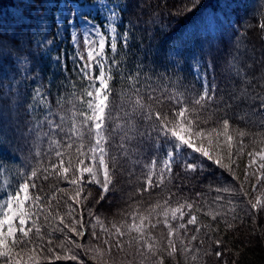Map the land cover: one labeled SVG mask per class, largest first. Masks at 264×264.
<instances>
[{
  "label": "snow or ice",
  "instance_id": "6c2138e0",
  "mask_svg": "<svg viewBox=\"0 0 264 264\" xmlns=\"http://www.w3.org/2000/svg\"><path fill=\"white\" fill-rule=\"evenodd\" d=\"M44 6L49 11L55 9V39L64 41V33H68L67 39L77 54L69 53L67 59L72 61V71L81 74L88 87L80 95L73 93L75 99L68 101L70 106L66 109L58 100V111L48 96L52 77L45 85L38 72L29 76V65L35 59L36 49L55 43L48 35L49 29L44 27L47 24L45 16H40L32 29L30 39L35 47L30 55L8 50L9 55L14 56L12 67L22 77L18 83L30 79L34 87L30 98L25 91H16V98H23L22 114H5L0 110V135L5 137V147H9L7 138L10 135L24 141L34 153L35 165L29 163L20 169L14 188L0 189V264L76 260L75 254L61 256L55 251L54 234L64 235V240L57 246L60 249L65 248V242L80 249L85 246L68 233L83 237L87 231L85 225L90 222L84 220L82 213L77 219V209L67 200L64 201L67 212L62 215L60 201L63 195H67L68 200L77 206L94 201L95 207L110 196L123 193V187L119 186L125 175L122 160H130L133 164L127 172V179L135 191L127 194V208L121 210L120 221L111 222L110 228L105 227L100 217H94L92 209L87 210L88 216L95 220L90 224L91 236L100 239L95 231L98 224L106 246V249H95L97 256L94 258L107 264L105 255L107 253L110 258L115 247L123 254L122 264H165L166 256L175 258L177 253L186 258L191 255V260L196 261L199 249L194 250L191 242L196 241L197 236L191 235L190 240L185 237L188 225H197L195 232H200L196 213L201 211V201L196 198L202 197V193L197 192L191 202L184 199L172 206V198H179L183 193V186L176 180L186 177V184L189 179H201L205 163L209 161L233 172L232 165L244 154L245 138L248 137L258 145V150L254 147L247 152L248 167H255L251 173L245 171V181L250 175L255 177L253 190L264 182V94L255 91L256 85L253 84L256 80L264 88V72L259 77L249 78L247 72L233 63L239 86L233 84L230 89H219L215 77L210 82L208 73L203 71L205 64L212 68V61L205 57L221 37L231 32L235 36V46H241V25L246 21L234 15L242 7L241 0H218L215 9H205L197 21L185 26L179 38L169 43L159 64L141 61L132 75L120 71L121 62L113 58L118 41L125 49L131 42V22L124 23L122 13L127 7L122 5V0H45ZM201 7V0H190V4L175 15L186 16ZM97 16L101 17V23L96 22ZM121 24L123 32L118 30ZM260 27L264 29V24ZM81 40L87 50L86 58L80 54ZM106 46L110 47L113 57L106 55ZM52 50L48 48V53ZM155 51L159 54L160 50ZM42 55L50 59L53 71L59 65V71L70 79L63 50L56 56ZM114 68L120 71L122 80L129 81V87L120 93L110 87ZM186 68H191L202 91L198 92L194 86L184 87L183 91L168 86L175 81L183 87ZM97 69L99 74L95 75ZM12 79L16 80V75ZM161 81L168 83L161 87ZM110 96L118 97V102L116 99L110 101ZM209 104L215 108H209ZM205 111L210 113L206 117ZM36 112H41L42 117L37 119ZM238 124L245 127H234ZM117 136L119 140L114 142ZM205 141L209 147H205ZM174 165L180 171L174 172ZM3 170H6L5 162L0 160V171ZM53 176L67 182L71 191L56 188L51 196H47L39 182L48 181ZM134 176L137 181L142 180L143 187H135ZM166 182L175 191L169 190L166 198L142 207L143 201L137 196L163 189ZM88 184L99 186L98 199L92 192H86ZM216 191L227 192L229 189L217 188ZM56 193L63 195L57 199ZM121 199H124L123 195ZM221 199L220 195L215 197L216 201ZM251 207L259 211L264 209V203L257 197ZM206 214L213 220L221 215L211 209ZM160 225L167 229L166 244L153 234ZM45 249L52 255H46ZM67 251L72 252V249ZM215 255L219 257L221 253L217 251Z\"/></svg>",
  "mask_w": 264,
  "mask_h": 264
},
{
  "label": "trees",
  "instance_id": "16d2710c",
  "mask_svg": "<svg viewBox=\"0 0 264 264\" xmlns=\"http://www.w3.org/2000/svg\"><path fill=\"white\" fill-rule=\"evenodd\" d=\"M202 7L186 16L177 17L175 14L179 9H183L190 4V0H122V5L126 4L127 10L122 13L124 23H130L131 28V42L127 49L118 41L117 53L113 57L110 47L106 46L105 53L109 57H113L121 62L120 71L126 75L135 73L136 66L141 61L148 64L151 61L160 63L163 58L165 50L168 48L172 40L179 38L185 26L191 25L197 21L201 13L207 9L209 11L218 6V0H201ZM242 7L238 10V15L242 20L246 21L241 25V46L237 48L233 41L235 36L231 32L217 40L216 44L210 49V54L205 57L206 60L212 61V68L209 69L207 64L204 65L203 71L208 73V79L211 82L213 76L215 83L218 84L219 89H230L233 84L239 86V79L235 76L233 63L242 68L251 76L259 77L264 72V29L260 27L264 24V0H241ZM35 4L30 0H18L17 5L12 0H0V110L5 114L23 113L24 108L20 105L23 103V98L19 100L16 98V91L23 90L31 97V89L34 87V82L30 79L23 80V83H18L22 79L19 73H16L12 67V60L14 56H10L9 49H12L16 54H31L34 49L31 35L32 29L35 28L38 18L35 12ZM55 12V9L53 10ZM53 12L50 15V26L48 35L54 39L56 24L53 17ZM27 18V19H23ZM240 24V20L237 21ZM120 32L124 31V26L121 24L118 27ZM15 33V36L13 35ZM58 45L56 42L50 46H43L35 51V59L29 65V76L39 73L42 77V83L47 85L48 78L52 77L50 91H48L49 99L52 102L53 108L58 110L57 101L59 100L64 108L70 105L68 101L74 100L76 95H80L85 88L88 87V82L79 73L72 71L73 64L71 60L67 59L69 53L76 55L73 45L67 39ZM39 39V37L37 38ZM20 45H23L22 50ZM48 48L53 50L48 53ZM159 49V54L156 53ZM65 62L68 65V75L70 79L65 78V74L59 71V65L56 66V71H53L50 59L42 53H47L48 57L62 54ZM111 63V60L108 61ZM120 71L113 69L114 79L110 81V87L115 90V93L123 92L129 87V81L122 80ZM97 72L99 70L97 69ZM16 75L17 79L13 80L12 76ZM143 75V74H141ZM185 79L183 87L173 81L168 84L170 88H175L177 91H183L184 87L194 86L198 92L202 91L201 85L195 80L192 75L191 68H186L183 73ZM166 81H161L159 86L163 87ZM256 85L255 91L264 94V88L253 80ZM153 87H157L153 84ZM224 94V93H218ZM118 97L110 96V101ZM209 108H215L214 105L209 104ZM208 111L204 112V116H208ZM36 118L42 117L41 112L35 113ZM121 119L123 117L121 116ZM214 126V125H213ZM239 128H244V124L235 125ZM247 137L245 144L247 149L241 155L236 163L232 165L233 172H229L226 168H221L212 162L205 163V173L201 179H189L185 184L186 177L178 178L177 183L183 186V193L171 200L172 206H176L178 202H183L184 199L192 201L197 192L202 193V197L196 198L201 201V211L197 212V224L200 226V232L196 233L197 225H188V235L186 240H190L191 235L197 236L196 241H192L193 249H199L197 253V260L192 261L191 255L177 253L175 258L165 257V264H264V209H252L251 204L256 202V198L260 197L264 203V182L257 184L255 190L252 185L256 183L254 176H249L245 181L244 174L247 170L252 172V168L248 167L249 157L247 152L254 147L258 150V145L254 144ZM9 147L4 146L5 137L0 135V160L5 162L6 170L0 171V189L5 191L11 190L16 186V180L19 178L21 168H25L29 163L35 165L34 153L30 151L28 145L24 141L17 139L15 136L7 138ZM119 137L114 138V142H118ZM15 153V155H13ZM214 154V153H213ZM54 161V157H53ZM45 165H47V157L44 158ZM87 163V161H86ZM227 164L228 160L225 159ZM121 167L125 175L121 177L120 187H123V193H118L116 196H110L108 200L102 201L100 205L94 207L93 203L77 206L71 200H68L67 195L56 193L57 199L63 195L60 201V212L63 215L67 212V207L64 201L72 203L73 207L77 209L76 218L79 219L81 213L84 220L90 223L85 225L87 231L83 237L76 236L74 233H68L69 236L77 243L85 247L75 249L73 245L67 244L64 249L57 247L64 235L62 233L54 234L53 247L57 253L63 255H77L76 260H51L44 261L43 264H103L97 256L95 249H106L103 244V235L100 226L97 224L95 231L100 239L91 236L90 224L95 222L94 217L98 216L103 221L105 227L110 228L111 222H119L121 219L120 212L127 208V194L134 192L135 189L128 185L127 172L133 167L132 162L121 161ZM180 171L174 165V172ZM137 172L139 168L137 167ZM234 173V175H233ZM196 175H199L197 173ZM135 181V187H143L142 180L137 181L136 177L132 178ZM45 189V194L51 196L56 188H66L71 191L69 184L62 179L58 180L55 176L50 177L48 181L39 182ZM243 185V191L241 190ZM11 186V187H9ZM51 186V190H49ZM228 188L227 192H217L216 189ZM169 190L175 191L172 185L167 184L163 189H154L150 192H144L138 195L137 199L143 201L142 207H147L150 203H155L157 199H164ZM92 192L96 198H99V186L95 184L86 185V192ZM244 193H247L245 195ZM123 195L124 199H121ZM220 195L222 199L216 201L215 197ZM91 200L92 197H89ZM45 203L47 201L45 200ZM56 201H53L55 204ZM88 209H92L94 217L88 216ZM211 209L213 212H220L221 215L213 220L211 215L206 213ZM187 212V210H185ZM188 216H185V222ZM70 222V221H68ZM130 222V220H129ZM67 231V230H66ZM114 231V230H113ZM167 229L163 225L158 226L153 234L162 243L166 244ZM127 239V237H125ZM203 241V243H201ZM219 241V244L216 242ZM179 247V241L177 240ZM71 248L72 252L67 249ZM220 252L221 256L217 257L216 252ZM46 255H52L47 253ZM107 264H122L123 254L119 253L113 247V254L109 258L107 253L105 255Z\"/></svg>",
  "mask_w": 264,
  "mask_h": 264
},
{
  "label": "rangeland",
  "instance_id": "374dc122",
  "mask_svg": "<svg viewBox=\"0 0 264 264\" xmlns=\"http://www.w3.org/2000/svg\"><path fill=\"white\" fill-rule=\"evenodd\" d=\"M13 1V3L15 4V5H17V3H18V0H12ZM33 4H35V7H34V9H35V12H36V15H37V18H39L40 16H45V19H46V21H47V24L46 25H44V27H46V28H48V29H50L49 28V26H50V15H51V13L53 12V10L54 9H52L51 11H49L48 9H46L45 8V0H30ZM46 14V15H45ZM235 15V14H234ZM67 23V21H65V24ZM64 35H65V37H66V35H67V32H65L64 33ZM53 40H55V42L58 44V45H60L63 41H60V40H56L55 38L53 39ZM80 54H83L84 56H85V58H86V56H87V50H86V48L83 46V42H82V40H81V46H80ZM95 75H98V74H96V72H95ZM97 86H98V84H97ZM234 127H237V126H235L234 125ZM232 130L230 129V132H231ZM247 138V137H246ZM246 138H245V140H246ZM249 140V139H248ZM205 147H209L208 146V144H207V142L205 141ZM245 149H247V147L245 148ZM222 154H224V155H226V153H222ZM98 186V185H97Z\"/></svg>",
  "mask_w": 264,
  "mask_h": 264
}]
</instances>
